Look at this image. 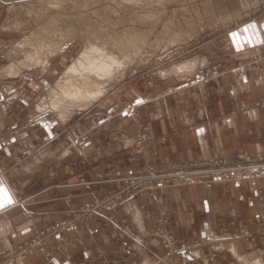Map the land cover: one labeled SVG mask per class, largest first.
<instances>
[{
    "label": "crops",
    "instance_id": "1",
    "mask_svg": "<svg viewBox=\"0 0 264 264\" xmlns=\"http://www.w3.org/2000/svg\"><path fill=\"white\" fill-rule=\"evenodd\" d=\"M248 39L249 44L241 47H246L250 55L246 60L235 55L221 60L212 56L198 66L188 79L189 84L180 91L160 90L163 84L166 89L176 85V78L138 80L125 89V95L144 99L139 109L140 121L152 136L146 147L134 143L135 123L125 111L106 119L93 115V120L88 112L84 120L69 126L74 129L73 137L57 131L45 120L0 144V191L11 194L0 204V251L16 246L38 228L70 215L86 203L90 194L78 183L80 172L91 182L94 193H101L117 185L116 180L97 176L108 169L264 151V115L260 105L264 98V26L259 35L251 33ZM9 48L0 45V55L8 61L12 55V47ZM29 72L21 74L29 76ZM18 76H0V103L6 110L0 109V131L13 119L15 107L20 106L14 104L15 95L23 91L21 86L15 87L14 78ZM43 82H32L31 99L43 95ZM118 98L120 104L121 93ZM21 99L22 112H28V100ZM109 106L110 103L102 102L95 111L109 110ZM65 147L70 148L67 155L63 154ZM116 178L120 182L121 178ZM258 185L264 201V177L234 183L169 185L159 188L154 196L125 199L99 213L90 224L97 229L105 249L122 257L119 263L147 264L166 255L155 233V214L160 211L167 216L179 246L186 247L180 250L184 255L179 263L189 264L197 258L202 264H217L204 257L203 241L253 228L264 209H259L264 202L259 200ZM18 194L25 200L16 203ZM237 242L240 252L263 257L264 247H255L248 235H242ZM193 246L200 247L198 257L187 250ZM92 247L88 230L83 227L69 231L52 244L59 264H99L91 256ZM225 250L233 256L230 247ZM8 264L38 263L31 258H15ZM167 264H174L173 258L167 259Z\"/></svg>",
    "mask_w": 264,
    "mask_h": 264
},
{
    "label": "rangeland",
    "instance_id": "2",
    "mask_svg": "<svg viewBox=\"0 0 264 264\" xmlns=\"http://www.w3.org/2000/svg\"><path fill=\"white\" fill-rule=\"evenodd\" d=\"M157 1L147 0L146 2L143 1L141 4L138 3L139 4L138 5L136 3L137 0H133V1L132 0H118V2L117 0H110V1L102 0L103 3L101 5L92 4L90 8H82V10L80 8L79 10L75 9L72 12L71 10L69 11L68 9L66 10V8L63 9V11L57 10L61 12L60 14L61 17L65 19L64 25L67 27L68 26L72 27V24L68 19L69 17H73L74 19L75 16L77 15V12L80 14V13H86V12L89 13L91 11L89 13L91 14L89 15V17L93 21L94 27L96 26L95 29L105 28L104 30L105 31L108 30V32H110L111 34H114L115 32L118 34L120 33V29L122 31L124 28L129 27V25L130 26L134 25V26L141 27V29L148 31L150 37L148 36L147 42L144 43L142 46H140L141 52L139 51V53L135 55V58L130 62V64H127L122 69L123 71L121 70V73L118 74L117 77L114 79V81L111 82V84L109 85V89H108L109 91L105 94L106 97L104 96L102 99L95 100L85 110L84 109L82 110L81 108H78V110L75 109L70 114L71 115L70 117H67L65 121H62L58 117H56L53 113L37 111L38 110L37 104L39 102L40 103L42 102L47 89L54 84L59 74L84 48L83 46H84L85 40L83 39V37H85V35L87 34L81 33V27H80L79 21L74 20L75 22H73V24L76 25L78 29V31L76 32V35H74L72 39L64 43V46L59 54L51 58L50 65L47 69H39L37 71L30 70L29 76H25V74L19 73L20 76H18L17 78H14L15 79L14 81L16 84L15 87L21 86L20 90H23L19 96L15 95L14 97V104L17 106L18 105L20 106L15 107V111L14 113H12L14 114L13 119L9 123H7L0 131V144L11 139L12 137L17 136L19 133L27 129H34L38 127V125H40L45 120H49L50 123L53 124V126L55 127L57 131L62 130L68 137H73L75 134L74 129H71L69 126L72 123H75L76 121H80V120L82 121V119L86 116V114H88V112L90 113V120H93L95 118L93 115L95 116L101 115L104 119H106V118L118 115L121 111H125L128 114L129 120L135 123V127H136L135 132L132 134L134 143L136 145H141V146L146 147L149 143L152 142V136L150 135L147 127L143 125L142 122L140 121L139 109L141 107L140 106L141 103L144 102V99L142 98L136 99L132 96L125 95V89L127 90L130 89L138 80H155L156 79L158 81L160 79L162 80V79L176 78V79H179L176 85H172L170 89H166L164 88L165 84H163V87H160V90H161V93L163 92L165 93L167 90L180 91L182 90L184 86L189 84V80L184 81L180 78H177L176 76L164 75L162 72H160L161 70H165L177 62H180L187 58H191L195 56L202 57L204 59L202 62H205L207 59H209L212 56H217V59L219 60H221V58L225 59V58H229L234 55L241 56V57H238V59L239 58L245 59L250 55H247L246 47H243V48L241 47L245 46L246 44H249L247 43V41L249 40L248 39L249 34L251 35V33H254V34L259 35L264 26V0H224V5L221 3V1H217V8L215 9V11L211 12V14H207L204 11L203 2L206 0H169V1L164 0V3L162 1L160 4H159V1L158 2ZM34 2H36V0H0V45L5 46V47L8 46V48L9 46L12 47V49L14 50V53L11 55L13 56L11 57L12 60L14 59L16 60L17 58L22 57L24 54V51L17 49L18 42L24 39L26 36H28L31 32H33L37 28L36 21H34L33 18L25 16V13H26L25 9L28 7V5L35 4ZM200 2H202V5H200L201 4ZM152 3H155V4H152ZM252 3H254L255 5ZM165 4L167 5V7ZM114 5H116V8ZM131 5L132 7L136 6L135 8H133L134 11L132 10ZM143 5H145V7H143ZM183 5L184 7L188 9L187 12L183 10L184 8ZM23 6L25 8H23ZM103 6H107L108 8L110 7L108 10L107 16H106L107 19H104L102 16L94 12L95 10L96 11L100 10V8ZM118 7H121V8H118ZM65 10L67 12H65ZM112 10H114L115 12H113ZM111 11H112V14H111ZM180 11H184V12H180ZM52 12L53 10L47 13L46 16L48 17L50 13ZM53 13H55V11ZM148 13H153L155 15L159 14L162 17L160 18L159 16V20L156 23V25L155 24L150 25V22L144 19L145 18L144 15ZM171 13L172 14L175 13L173 14L175 16H173ZM132 15H134L136 18L132 19L134 18V16ZM187 15H189L196 21L201 20L202 22L204 21L206 22L208 18L213 16V18L217 20V25L211 28L209 26L203 28L202 30H200L201 32L199 31L198 33L194 34V37H191L190 40H187L184 42H173V43L169 42L168 44H166L167 41H165L166 37L164 33V30H165L164 25L169 26L170 18L168 17H172L174 22H184L185 19L189 18V16ZM115 16L117 18L119 17L120 20H118ZM167 18L169 19V21ZM77 22L78 24H76ZM7 24H9L10 27ZM86 29L90 31V28H86ZM114 52H116L117 55H119L117 51H114ZM6 58H7L6 56L0 55V68H2L3 66L7 65L10 62L11 59H9L8 61V58L7 59ZM223 63L219 65L224 66L225 63L224 64ZM256 72H257L256 74H259L260 69ZM43 80L45 82H43ZM32 82H37V83L43 82L42 84L45 86L43 87V91L44 90L45 91L43 95L39 94L40 96L38 97L39 99H37L36 97L31 99V93L33 92ZM120 93L122 94V99L120 100V104H119L117 100L119 99L118 95ZM22 97L28 100V103L26 105L27 107L29 106L28 112L23 113L22 109L20 108L21 104H23L22 99H21ZM102 102L110 103V106H109L110 109L105 110V111H99V112L95 111V107L98 106ZM260 105L262 107L263 115H264V98L260 101ZM0 109L1 111L2 110L6 111L5 105L4 104L2 105L0 103ZM144 136H149L150 140L145 142L143 140ZM65 148H64L65 150L68 149L70 151L69 147H65ZM245 152L250 155L264 153V151H258L255 153H250L248 151H241L232 157H217V158H210V159H191L188 161H183V162L175 163V164L140 165L134 168L117 167L115 169H108L104 173H99L97 176L100 178H104L106 181H111L110 179H112L113 181L116 180L115 183H117V185L106 188L101 193H94V188L91 187V182L87 181L82 175V173L80 172L78 173V183L81 186H83V189L86 190L90 194V199L86 203L79 205L75 210H73L70 213V215L60 218L54 222L48 223L44 225L43 227L38 228L37 230L32 232L31 235H29L28 237L20 241V243H18L16 246L8 248L6 250L5 249L1 250L0 251V264H8L11 260L15 258H18V260L20 261L21 260L23 261V259L25 258H31V261H35L38 264H59V262L56 261L55 256H54V252L52 248L53 242L62 236L64 237L69 231H72V230H75L81 227L86 228V230H88L89 238L92 240L93 250H92L91 256L94 259V261L98 262L99 264H121L119 263L122 259V257L120 258V255L119 256L113 255L105 249L104 243L100 235H98L96 232L97 229L95 227H92L90 224L92 220L96 218L99 215V213H101L102 211L117 206L125 199L134 198V197H143L146 194L150 196H154L159 188L176 184V183L175 184L173 183L169 185H163L160 187H155L154 184H143L142 188L135 187V188H131L130 190H128L127 188V190H124L121 192V188L122 189L126 188L128 185V182H130V179L137 177L135 176L136 172L142 171L144 169H150V168L160 169L162 167H168V166L175 167L178 165H186L190 162H195V161L196 162H201V161L211 162L212 161L213 163L216 162L217 160L233 161L238 155H241ZM80 164L83 165L84 160L81 159ZM233 170L234 169L230 168L229 171H233ZM128 171H131L134 173H130L129 175H127L126 173ZM234 171H235L234 172L235 174L239 173L238 176H236V179H233L231 181H228V180L217 181L216 180V181H210V182H205V183H211V182H218V183L233 182L234 183V182H239L243 180H253L254 181L259 178L264 177V176H259V177H254L251 179H243V177L240 176L241 169H239V171L237 170H234ZM117 176L119 177V179L121 178L120 182L116 178ZM146 183H149V182L147 181ZM195 183H203V182H195ZM195 183H192V184H195ZM192 184H186V185H192ZM176 185H181V184H176ZM120 192L122 195L120 200L118 199L116 201H113V199L108 197V196H111L112 194H116ZM257 193H258L259 200L261 201V204H262L264 201H263V193H262V189L260 185L257 186ZM23 200H25V197L22 194H18L15 197L16 203H19ZM263 207L264 206H261L259 208L260 211L263 209ZM155 215H156L155 216L156 217L155 233L157 234L158 243L161 249L166 253L165 255L166 257L163 256L161 258H156L153 261H151V264H167V259L169 258H173L174 264H181L179 262L182 256L184 255V252L183 251L181 252L180 250L185 249L186 247L182 248L179 246L177 236L175 232L172 230V227L169 223L167 216H165V214L160 211H158ZM105 225L106 224H103L102 226H105ZM242 235H248L249 240L255 244L254 245L255 247L257 248H260L262 246L264 247V209L262 210L260 218L256 221L255 225L253 226L252 229H250V231H246L242 228V229H238V231L230 232L227 235L225 234L223 236L208 237L206 241H203L205 242L204 243L205 248L203 250L204 257L209 258L212 263L216 261L217 264H234V263L240 264V262L235 260V258L232 256V254H230L229 251L222 250V249L220 250L215 249L214 243L216 242V240L218 241L220 239L222 240L224 239V241H227L233 238L235 239L237 243V247H238L237 240ZM190 249H187V250L188 252L192 253L191 251H189ZM240 253L242 255H247L242 252ZM247 256L251 260H256L259 258H262V260H264V255L263 257L262 255L256 256L255 254H251L250 256L249 255ZM195 257H198V256H195ZM126 259H129V262H131L130 257H126ZM196 259L197 258H194L193 260L191 259L189 264H202L200 259H197V260Z\"/></svg>",
    "mask_w": 264,
    "mask_h": 264
},
{
    "label": "bare ground",
    "instance_id": "3",
    "mask_svg": "<svg viewBox=\"0 0 264 264\" xmlns=\"http://www.w3.org/2000/svg\"><path fill=\"white\" fill-rule=\"evenodd\" d=\"M143 1L146 2L147 0H139V1L137 0L136 3L141 4ZM148 1H151V0H148ZM158 1H159V4L162 1L164 3V0H158ZM217 1H221V3L224 5V0H206L203 2L204 11L207 14H211V12L215 11V9L217 8ZM117 2H118V0H117ZM31 3H33V2H31ZM34 3L35 4H33V5L32 4L28 5V7L25 9V11H26L25 16L33 18L34 21H36L37 28L33 32H31L28 36H26L24 39H22L21 41L18 42V48L17 49L24 51L23 56L20 58H17L16 60L11 59L7 65H5L1 68L0 76L6 75L7 77L8 76L13 77V76H17L19 73H21L25 70H34L35 69L37 71L40 68L47 69L46 65L48 63H50V58L54 54H59L61 52L63 46H64V43L67 42L68 40L72 39L73 36L76 35V32L78 31V29H77L76 25L73 24V22L79 21V24L81 27V33L87 34V35H85L86 38L83 37V39L85 40L84 46H83L84 48L64 68V70L59 74V76L55 80L54 84L47 89L42 102L41 103L39 102L37 104L38 110L36 109L39 112L43 111V112L53 113L60 120L65 121L67 119V117L71 116L70 114L75 109L78 110V108H81L82 110L83 109L85 110L95 100H98L100 98L102 99L105 96V94L109 91L108 89H109V85L111 84V82L114 81V79L117 77V75L121 73V70L127 64H130V62L135 58V55L138 54L140 51V48H141L140 46H142L144 43L147 42L148 36L150 37V35H149L148 31L141 29V27L134 26V25L133 26L129 25V27L124 28L122 31L120 29V33H118V34L116 32L114 34H111L110 32H108V30L105 31L104 30L105 28L104 29L103 28L95 29L96 26L94 27V23L89 17V15H91V14H89L91 11L89 13L86 12V13H80V14L77 12V15L75 16L74 19H73V17H69L68 19L71 22L72 27L71 26L67 27L64 25L65 19H63V17H61V15H60L61 12L57 11V10L63 11V9H65V8H66V10L68 9V11L71 10V12L75 9L79 10V8L82 10V8H90V6L92 4H94V5L100 4L101 5L103 3L102 0H36V2H34ZM120 3H122V2H120ZM170 3H172V2H170ZM200 3H201L200 5H202V2H200ZM149 4H150V2H149ZM152 4H155V3H152ZM252 4H254V3H252ZM111 5H113V4H111ZM128 5H129V3H128ZM114 6L116 8V5H114ZM32 7H34V8H32ZM131 7H132V5H131ZM135 7L133 6L132 10ZM143 7H145V5H143ZM166 7H167V5H166ZM183 7H184V5H183ZM23 8H25V7L23 6ZM109 8L107 6H103L100 8V10H97V11L95 10L94 12L96 14H99L100 16H102L104 19H107L106 16H107ZM118 8H121V7H118ZM20 9H21V7H20ZM94 9H96V8H94ZM22 10H24V9H22ZM51 10H53V12L55 11V13L52 12L47 17L46 16L47 13H49ZM66 10H65V12H67ZM114 10H112V11L115 12ZM117 10H119V9H117ZM150 10H151V8H150ZM183 10L185 12L188 11V9L186 7H184ZM112 11H111V14H112ZM184 11H180V12H184ZM155 12H157V11H155ZM16 13H17V11H16ZM169 13H170V11H169ZM136 14H138V13H136ZM140 14H141V12H140ZM173 14H175V13H173ZM213 15H215V14H213ZM132 16H134V15H132ZM159 16H160L159 14L155 15L153 13H148V14L144 15V17H145L144 19L149 21L150 25H152V24L156 25V23L159 20ZM173 16H175V15H173ZM187 16H189V15H187ZM121 17H123V16H121ZM161 17L162 16H160V18ZM166 17H167V15H166ZM135 18L136 17L134 16V18H132V19H135ZM168 18H170V21ZM168 18L167 19L170 22L169 26L164 25V28H165L164 33H165V37H166L165 41H167L166 44H168L169 42H171V43H173V42H184V41L190 40L191 37H194V34L198 33L203 28H205L207 26H209L211 28V27L217 25V20L215 18H213V16L208 18L206 20V22L205 21L202 22L201 20L196 21L190 16L188 19H185L184 22H174L172 17H168ZM117 19L120 20L119 17ZM129 21H130V19H129ZM124 23H126V22H124ZM76 24H78V22ZM7 25H9V24H7ZM16 25H17V23H16ZM9 27H10V25H9ZM11 28H13V27H11ZM86 28H90V31H88ZM150 28H148V29H150ZM233 42H235V41H233ZM114 51H117L119 53V55H117V53ZM13 53H14V50L12 51V54ZM11 57H13V56H11ZM137 60H139V59H137ZM203 60L204 59L200 56L187 58L183 61H180V62H177V63L171 65L169 68H167L165 70H161L160 72H162L164 75L176 76L177 78H180L184 81H187L188 79H190V77H192L195 74L196 69L202 63ZM239 85L241 86V83H239ZM145 142H147V141H145ZM65 149L63 151V154L67 155V153H69V150L68 149L65 150ZM35 160H37V159H35ZM10 198H11V194L9 192L0 191V204L2 202H4L5 200L10 199ZM3 226H4V224H3ZM0 227H2V225ZM4 233H6L5 230H4ZM214 246H215L214 248L218 249V250H220L222 247L224 248V250H225V248L230 247L231 252L233 253L235 260L239 261L240 264H264V260H262L260 258L256 259V260H251V259H249L248 256L242 255L238 250L237 243H236L235 239H233V238L228 240V241H224V239L223 240L220 239L218 241L216 240V242L214 243ZM199 248H200L199 246H193V247H191V249L189 248L190 249L189 251H191L195 256H199ZM147 264H151V262L147 261ZM234 264H236V263H234Z\"/></svg>",
    "mask_w": 264,
    "mask_h": 264
},
{
    "label": "built area",
    "instance_id": "4",
    "mask_svg": "<svg viewBox=\"0 0 264 264\" xmlns=\"http://www.w3.org/2000/svg\"><path fill=\"white\" fill-rule=\"evenodd\" d=\"M149 136H144L143 140L148 141ZM230 168L239 171L241 169L240 176L243 179H251L254 177L264 176V153L256 155H250L243 153L238 155L235 160H217L216 162H190L186 165H178L175 167L168 166L160 169H144L136 172V178L130 179L126 188H121V192L124 190H130L131 188H142L143 184H154L155 187H160L169 184H192L195 182H210V181H231L236 179L238 174H235L234 170L229 171ZM134 173L128 171L126 174ZM143 175V176H142ZM149 183H146V182ZM121 192L108 196L113 201L120 200Z\"/></svg>",
    "mask_w": 264,
    "mask_h": 264
},
{
    "label": "snow or ice",
    "instance_id": "5",
    "mask_svg": "<svg viewBox=\"0 0 264 264\" xmlns=\"http://www.w3.org/2000/svg\"><path fill=\"white\" fill-rule=\"evenodd\" d=\"M9 202H10V200H9Z\"/></svg>",
    "mask_w": 264,
    "mask_h": 264
}]
</instances>
